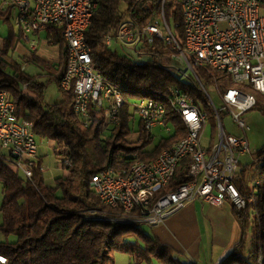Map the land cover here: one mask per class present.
Segmentation results:
<instances>
[{"label":"trees","instance_id":"obj_1","mask_svg":"<svg viewBox=\"0 0 264 264\" xmlns=\"http://www.w3.org/2000/svg\"><path fill=\"white\" fill-rule=\"evenodd\" d=\"M161 10L172 33L182 41L180 0H97L90 17L84 36L91 48L93 70L117 87L124 99L116 126L107 125L103 111L92 107L91 121L85 125L73 109L72 89L64 91L60 88L66 52L58 28L45 30L46 38L60 48L57 62L48 61L31 49L32 55L27 57V62L38 65L46 71L49 80L56 81L61 99L51 103L41 101L44 84L36 76L27 74L7 54L9 50H15L23 33L19 30L15 36L10 29L8 37L0 40V82L14 103L16 115L32 122L39 141L49 140L54 143L55 151L65 147L70 153V163L63 165L66 174L57 177L54 186L46 185L43 179L38 166L40 156L30 181L0 159V232L4 234L0 254L6 257L7 264H113L115 252L128 254L133 264L144 261L152 264L153 258L161 264H183L173 256L174 249L170 245L148 235L141 224L95 218L102 213L114 216L118 210L101 203L90 186L91 176L97 171L107 167L123 174L137 161H152L185 135L178 115L169 111L166 120L172 126L169 134L153 144V137L145 133L139 120L132 137L130 125L136 113L132 104L138 98L160 99L159 94L166 93L168 88H180L206 110L211 132H215L213 111L205 95L190 82L178 80L169 70L174 52L169 46L157 39L152 44L143 42L132 48L134 57L120 53L117 45L108 46L104 42L105 35L115 33L123 22L145 25L153 22ZM12 11V7L0 9V17L10 28ZM199 71L205 85L215 84L220 91L229 87L243 89V85L234 83L226 71ZM244 89L255 97L251 109L264 113V96L251 87ZM25 90L35 94L36 98L24 94L22 91ZM189 157L178 163L172 178L158 194L188 180ZM237 173L235 183L245 198L246 207L238 211L231 205L230 211L239 223L241 237L221 264H256L259 246L264 244V146L257 150L249 172L242 166L238 167ZM10 235L14 240H9Z\"/></svg>","mask_w":264,"mask_h":264},{"label":"built area","instance_id":"obj_2","mask_svg":"<svg viewBox=\"0 0 264 264\" xmlns=\"http://www.w3.org/2000/svg\"><path fill=\"white\" fill-rule=\"evenodd\" d=\"M1 9L12 7L14 23L23 35L34 34L48 27L58 28L66 52L65 70L59 81L62 90L72 89L73 101L85 125L91 121L90 108L101 109L105 123L116 126L120 121V108L124 103L121 93L98 77L88 62L86 46L82 42L84 22L92 10L94 0H0ZM182 19L186 20L187 42L178 47L176 37L168 27L163 11L150 23L137 26L123 22L115 33H108L110 46L118 44L140 46L152 44L155 39L174 52L171 60L185 65V69L170 66L176 76L186 73L191 84L206 92L210 107L215 109L219 122V136L208 137L206 146L201 138L210 124L206 110L199 108L192 96L180 88L170 87L172 100H177L182 116L190 123L191 142L176 146L173 152L164 153L157 163L138 169L133 175L117 174L112 168H103L91 176L90 186L101 203L117 209L114 216L99 214L118 222H143L153 226L195 200L221 207L225 202L238 211L246 207L245 198L236 186L240 156L248 151L246 131L248 126L242 114L254 105L244 97V88L259 89L264 96V0H180ZM12 11V12H13ZM223 24L224 27H220ZM27 37V36H25ZM31 50L36 49L29 40ZM200 69L231 71L232 81L243 85V93L235 87L220 91L212 85L220 98L215 106L203 81ZM26 87V84L23 85ZM132 106L147 135L161 126L168 134L172 126L167 116L152 104L151 98H138ZM228 113L235 122L238 134L223 127L221 115ZM32 122L18 117L15 106L0 82V159L12 162V170L30 181L37 166L39 143ZM183 150L194 152V159L187 170L188 180L171 190L164 198H156L152 187H160L161 180L168 179L172 163ZM57 160L68 165V149L56 150ZM42 170L41 164L38 165ZM149 199H156V206H149ZM132 202H139V215L126 218V210ZM0 264L7 259L0 254Z\"/></svg>","mask_w":264,"mask_h":264},{"label":"rangeland","instance_id":"obj_3","mask_svg":"<svg viewBox=\"0 0 264 264\" xmlns=\"http://www.w3.org/2000/svg\"><path fill=\"white\" fill-rule=\"evenodd\" d=\"M1 9V2H0ZM3 11V9H1ZM127 20V16L124 17ZM10 28L9 24L5 22L0 17V40L6 39L10 33V29L13 30V34L18 36L19 29L14 23V11L10 17ZM220 27H224L223 24H220ZM27 37L29 40H34L36 44V51L43 55L45 58L49 59L51 62H57L59 58H56L59 53L58 45L52 44L46 38V31L40 30L35 34H28ZM29 46V42L23 38L17 43L15 50H9L8 56L12 57L13 60L18 63L27 74L31 76H36L39 82L44 84L41 101L42 102H55L61 98L56 81L48 79V75L46 71L43 70L38 65L27 62V57L32 55ZM117 49L120 53L129 54L131 56H136L133 52L131 46H122L118 44ZM35 50V49H34ZM24 56H26L24 58ZM171 66L176 67V69H185V65L179 63L177 60H173L171 62ZM206 89L214 103L215 106L219 107L220 98L216 93L215 89L211 85H206ZM24 94H28L32 98H36V95L29 91H22ZM241 118L245 121L248 126V130L246 131L247 141H248V151L240 156V163L238 167L245 166L247 172L250 170V164L255 159L256 152L261 147L264 146V113L258 109H250L242 114ZM221 121L223 127L226 131L234 134H238V129L234 121H232L230 115L227 113H223L221 115ZM139 122V115L137 113L134 114V118L131 123V136L134 137V130L137 128ZM209 122V121H208ZM153 141L152 143H156L160 140L161 137L166 136L168 133L161 127L154 128L152 130ZM211 135L209 128H206L203 137L201 138V142L203 146L207 145L208 137ZM131 137H129L130 140ZM215 138V137H214ZM217 139L213 140V143L216 144ZM39 143V156L41 158V167H42V176L43 179L48 186H54L55 179L59 176H63L66 174V169L63 168L62 164L57 160V153L54 150V143L49 140H41ZM61 148V147H60ZM12 167V163L10 164ZM2 202V192L0 186V205ZM231 205L227 202L224 203V208L226 213H214L208 215L209 217L205 220H202L200 224V233L201 240L199 241V250L201 260H205L208 258L211 252L219 251L225 244H228L231 240H234L237 243L241 237V230L238 221L234 217V215L230 211ZM201 222V221H200ZM2 223V213L0 211V224ZM142 229L148 235H154L152 232V227L149 225L143 224ZM249 233V232H248ZM9 240H14V236L10 235ZM4 240V234L0 232V241ZM248 240V234L246 235V241ZM120 255V256H119ZM179 256V255H178ZM189 262V261H188ZM152 264H161L156 258H153L151 261ZM113 264H133L132 259L129 258V255L123 252H115L114 254V263ZM142 264H148L146 261L142 262Z\"/></svg>","mask_w":264,"mask_h":264},{"label":"bare ground","instance_id":"obj_4","mask_svg":"<svg viewBox=\"0 0 264 264\" xmlns=\"http://www.w3.org/2000/svg\"><path fill=\"white\" fill-rule=\"evenodd\" d=\"M96 6H97V0H94L93 5H92V10L89 13V15L87 16V18H86V20L84 22V25H83V30H82V42L86 46L88 62H89L90 65H92V63H91V54H90L91 48L86 43L84 34H85V30L88 27V24L90 22V17L92 16V12H93V10H94V8ZM182 28H183L182 41H179V38H177L178 36L176 37V43H177L178 47H185L186 46L187 30H186V20L185 19L182 20ZM104 42L106 43V45L110 46L107 34L104 37ZM226 72H228L230 74L231 78H232V72L231 71H226ZM97 75H98V77L103 78L99 73H97ZM177 77H178V80H180V81L190 82L191 83V78H189L186 75V73H179V75ZM104 82L107 83L105 80H104ZM107 84L109 86H111V87H115L114 85H112L110 83H107ZM196 88L199 89L202 92V88H200V87H196ZM246 88H249V87H246ZM251 88L254 91L259 93V89H256L254 87H251ZM116 92L120 93V91H119V89L117 87H116ZM235 92L236 93H243V89L235 87ZM202 93L206 97V92H202ZM159 96H160V99L151 98L152 99V104L158 106L161 109V112H164L167 117H168L169 111L172 114H174V115L175 114L178 115V118L180 119L182 125L185 128V135L180 140L175 142L170 148H166V149L162 150L158 154V156L155 159H153L152 161H150V162H138L137 161L134 164H132L131 167L126 171V175H133V173H136V171L138 169H144V168H147V167H150V166L156 164L157 160H159L164 155V153H171V152H173V150L175 149L176 146H179L180 144H189L191 142L190 123H189L188 120H186L185 117L182 116L181 109H180V106L177 103V100H172L171 91H167L164 94H159ZM188 96H191V95H188ZM244 97L248 98L249 102H251L253 105H255L256 100H255L254 95L252 93H250L249 91H247L246 89H244ZM73 109H74V111L76 113H78L81 116L80 112L76 108V102H73ZM211 109L213 111V116H214V120H215V109L213 107H211ZM206 118L208 119L207 112H206ZM210 129H211V126H210ZM214 129H215V132H214V134H212V132H211V138H214V137L218 138V136H219V122H217V120H215ZM187 156H190L189 157L190 158V162H192V160L194 159V152H191L190 150L181 151L179 156H178V158L176 159V161L172 163V168H171V171L169 173L168 179L161 180V186L160 187H152V194H155L156 198H164V197H167V195L171 194V190L170 191H166V192H162L160 194H158V191L161 190L163 187H165L168 184V182L170 181V179L172 178V176L174 174V171H175L178 163L182 159L187 157ZM68 158L70 159L69 151H68ZM5 162L9 163V164L12 163L11 161H5ZM149 206H156V199H149ZM137 215H139V202H132V205H130V207H128L127 210H126V218H133L134 216H137ZM95 218H97L99 220L112 221L110 218H104V216H96ZM131 223L143 225V222H131ZM262 228H263L262 232H264V217H263V222H262ZM231 264H240V263L239 262H233ZM256 264H264V244L263 245L261 244L259 246L258 255H257V258H256Z\"/></svg>","mask_w":264,"mask_h":264},{"label":"crops","instance_id":"obj_5","mask_svg":"<svg viewBox=\"0 0 264 264\" xmlns=\"http://www.w3.org/2000/svg\"><path fill=\"white\" fill-rule=\"evenodd\" d=\"M27 35H24L26 41L29 39L28 37H25ZM37 54L40 55V53ZM40 56L50 61L43 55ZM59 57L60 48L56 58ZM223 206L224 204L221 207H215L204 201L195 200L188 203L185 207L174 214L168 216L163 223L150 226L152 227V232L154 234L152 236L156 237L160 242L170 245L174 249L173 256L183 264H221L231 253L236 241L234 242V240H231L228 244L220 246L222 248L217 251L218 253L215 251L211 252L208 258L203 261L201 260L198 250L199 241L201 240L199 223H202V220L207 219L209 217L208 215L214 213H226V210L222 208Z\"/></svg>","mask_w":264,"mask_h":264}]
</instances>
